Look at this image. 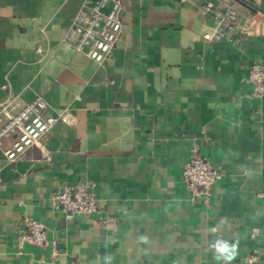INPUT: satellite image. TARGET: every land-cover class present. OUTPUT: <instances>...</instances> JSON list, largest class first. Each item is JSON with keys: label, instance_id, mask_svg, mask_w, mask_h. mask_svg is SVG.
<instances>
[{"label": "crops", "instance_id": "crops-1", "mask_svg": "<svg viewBox=\"0 0 264 264\" xmlns=\"http://www.w3.org/2000/svg\"><path fill=\"white\" fill-rule=\"evenodd\" d=\"M85 1L0 0V102L42 95L76 119L16 160L0 145V264H220L218 241L235 248L230 264H264V97L248 80L264 35L209 41L203 0H124L123 35L99 64L65 41ZM237 7L247 17L264 0ZM194 145L224 173L210 203L184 179ZM86 177L101 211L69 220L52 197ZM27 216L49 245L19 250Z\"/></svg>", "mask_w": 264, "mask_h": 264}, {"label": "built area", "instance_id": "built-area-1", "mask_svg": "<svg viewBox=\"0 0 264 264\" xmlns=\"http://www.w3.org/2000/svg\"><path fill=\"white\" fill-rule=\"evenodd\" d=\"M238 1L203 0L204 9L215 14L217 19L216 26L204 32L205 39L234 40L240 33L264 35V10L255 9L250 16L241 18ZM123 13L124 0H86L75 16L65 41L103 64L111 58L113 49L123 35ZM248 80L253 84L251 95L263 98L264 63L254 62L251 65ZM3 87L6 88L7 85ZM75 120V116L69 111L49 113V104L42 95L25 101L20 94L10 93L6 100L0 102V145L5 146V141L11 140L4 147L5 157L13 161L24 156L31 147L43 144L57 122L73 123ZM183 175L191 198H201L206 203L211 201L214 185L224 177L223 171L197 145L191 150ZM96 184L94 179L86 177L73 184L63 185L53 195L52 204L65 211L69 220L78 215L98 214L101 204ZM256 232L257 228H254V233ZM17 242L20 251L28 244L47 246L51 243L46 225L28 216L18 223ZM52 246L53 253H57V241H53ZM255 257L256 254L253 253L246 260L252 262ZM220 264L230 262L222 259Z\"/></svg>", "mask_w": 264, "mask_h": 264}, {"label": "clouds", "instance_id": "clouds-1", "mask_svg": "<svg viewBox=\"0 0 264 264\" xmlns=\"http://www.w3.org/2000/svg\"><path fill=\"white\" fill-rule=\"evenodd\" d=\"M216 252L218 255L216 256V259H224L225 261H231L234 258L235 255V248H229V245L224 242H217L215 245Z\"/></svg>", "mask_w": 264, "mask_h": 264}]
</instances>
